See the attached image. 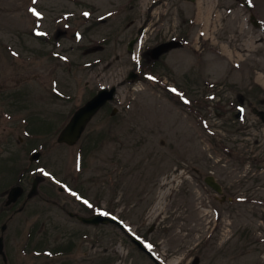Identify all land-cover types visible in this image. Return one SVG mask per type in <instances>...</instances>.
Instances as JSON below:
<instances>
[{"label":"rangeland","instance_id":"1","mask_svg":"<svg viewBox=\"0 0 264 264\" xmlns=\"http://www.w3.org/2000/svg\"><path fill=\"white\" fill-rule=\"evenodd\" d=\"M157 1L0 0V236L8 264H264V33L248 23L245 4L264 25V0ZM168 41L178 45L151 59ZM132 71L139 77L128 80ZM205 79L217 84L211 115L208 104L202 111L180 100L211 91ZM114 85L116 99L80 141L59 144L79 106ZM242 98L239 124L229 101ZM34 150L42 155L31 162ZM210 174L226 199L205 183ZM38 175L44 180L29 198ZM19 184L24 195L6 206ZM99 207L157 261L118 225L70 215Z\"/></svg>","mask_w":264,"mask_h":264},{"label":"water","instance_id":"2","mask_svg":"<svg viewBox=\"0 0 264 264\" xmlns=\"http://www.w3.org/2000/svg\"><path fill=\"white\" fill-rule=\"evenodd\" d=\"M135 43V40L131 43L132 45ZM173 46V44H166L158 49V53H161L166 48H169ZM116 93V88L113 89H104L99 92L98 95H96L93 99H91L89 102H87L83 107H81L73 116L69 124L65 127V129L62 131V133L59 136V142H68L69 144L76 143L79 138L81 137L83 131L85 130L88 122L92 119V117L95 115V113L109 100L113 99L114 95ZM262 118L264 119V112H261ZM40 156V153H35L33 155V159H37ZM41 178H39L35 184L34 188L30 193V197L34 195L37 191V184ZM208 182L211 183L213 186H217L212 179H208ZM23 187L16 186L11 189L9 194V199L7 201V204H10L12 202H15L22 194H23ZM82 221L86 223H95L98 224L100 222H110L113 221V219H110L108 217L104 216H92V217H79ZM5 228V227H4ZM2 240V239H1ZM0 245H2V241L0 242Z\"/></svg>","mask_w":264,"mask_h":264},{"label":"flooded vegetation","instance_id":"3","mask_svg":"<svg viewBox=\"0 0 264 264\" xmlns=\"http://www.w3.org/2000/svg\"><path fill=\"white\" fill-rule=\"evenodd\" d=\"M241 102L243 103V98L241 99ZM235 118L236 119H233V121H237L238 123H239V118H240V116H241V113L240 112H238V113H236L235 115ZM240 124V123H239ZM4 262L6 263V264H8V262H6V259H5V257H4Z\"/></svg>","mask_w":264,"mask_h":264},{"label":"snow or ice","instance_id":"4","mask_svg":"<svg viewBox=\"0 0 264 264\" xmlns=\"http://www.w3.org/2000/svg\"><path fill=\"white\" fill-rule=\"evenodd\" d=\"M33 11H35V10H33ZM37 15H39V13H36ZM87 15V14H86Z\"/></svg>","mask_w":264,"mask_h":264},{"label":"bare ground","instance_id":"5","mask_svg":"<svg viewBox=\"0 0 264 264\" xmlns=\"http://www.w3.org/2000/svg\"><path fill=\"white\" fill-rule=\"evenodd\" d=\"M154 2H156L157 0H153ZM158 2V1H157Z\"/></svg>","mask_w":264,"mask_h":264}]
</instances>
